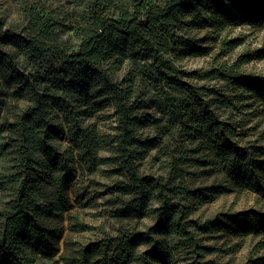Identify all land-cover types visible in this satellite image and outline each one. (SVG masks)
I'll list each match as a JSON object with an SVG mask.
<instances>
[{"label":"trees","instance_id":"16d2710c","mask_svg":"<svg viewBox=\"0 0 264 264\" xmlns=\"http://www.w3.org/2000/svg\"><path fill=\"white\" fill-rule=\"evenodd\" d=\"M84 1L73 45L47 17L19 31L0 20V264H218L206 246L218 236L264 243L261 209L192 218L236 192L264 206V131L249 136L242 118L264 108V73L237 69L264 56L181 66L232 46L224 33L236 27L264 28V0ZM194 169L211 184L192 188ZM79 171L110 179V217L142 228L72 240L87 229L69 194Z\"/></svg>","mask_w":264,"mask_h":264},{"label":"rangeland","instance_id":"374dc122","mask_svg":"<svg viewBox=\"0 0 264 264\" xmlns=\"http://www.w3.org/2000/svg\"><path fill=\"white\" fill-rule=\"evenodd\" d=\"M161 1V0H159ZM89 13V5L84 0H0V20L4 28L21 30L34 16L47 17L58 23L57 33L59 41L66 45L77 43L74 37V29L80 25L83 16ZM227 40H235L232 46L222 48L218 44H212L209 54L204 57L188 58L181 62V66L186 72L197 70H208L213 62H226L232 64L237 56L243 52L259 51L264 56V28L253 30L250 27L239 26L228 33H224ZM215 56L219 59L215 60ZM238 71L248 74L264 73V57L262 59L250 60L241 64ZM203 85L205 83H198ZM260 114L256 117L248 115L250 111H243L245 129H249V136L259 134L264 131V108L259 109ZM107 124V125H106ZM105 126L109 127L110 122ZM253 129V130H252ZM157 170V169H155ZM153 171L159 174L157 171ZM1 171V168H0ZM194 174L190 181L192 188L208 186L212 179L199 174L198 169L190 171ZM197 174V175H196ZM110 184V179L97 172L92 175L79 171L76 182L69 190L73 199L77 194L81 199V208L78 211V221L86 224L87 229L82 234L72 235V240L83 245L102 243L106 239L115 238L121 227L142 228L136 222H126L110 217L111 197L105 195V187ZM9 193H0V206L8 200ZM250 209H261L264 206L258 203L256 194L246 192H236L219 196L210 204H198L192 213V218L206 221L210 218L231 213L243 212ZM143 224V223H142ZM146 224V223H144ZM149 224V223H148ZM213 242L206 243V246L215 251L207 259H212L218 264H247L248 262L264 256V243L260 237H224ZM63 245L60 243V253ZM34 264H63L56 256L51 260L38 259ZM175 264H185L176 257Z\"/></svg>","mask_w":264,"mask_h":264}]
</instances>
